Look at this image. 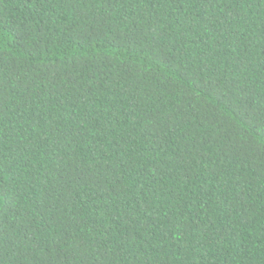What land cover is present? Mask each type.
<instances>
[{"label":"trees","instance_id":"16d2710c","mask_svg":"<svg viewBox=\"0 0 264 264\" xmlns=\"http://www.w3.org/2000/svg\"><path fill=\"white\" fill-rule=\"evenodd\" d=\"M0 264H264V0H0Z\"/></svg>","mask_w":264,"mask_h":264}]
</instances>
